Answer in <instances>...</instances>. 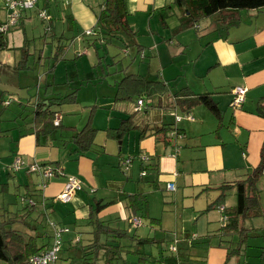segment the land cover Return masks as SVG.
I'll list each match as a JSON object with an SVG mask.
<instances>
[{
  "label": "crops",
  "instance_id": "obj_1",
  "mask_svg": "<svg viewBox=\"0 0 264 264\" xmlns=\"http://www.w3.org/2000/svg\"><path fill=\"white\" fill-rule=\"evenodd\" d=\"M104 2L39 0L34 14L38 18L42 10L50 14L49 19L39 18L42 27L33 24L35 17L28 9L21 11L17 23L4 32L7 48L0 50V112L13 104V98L6 99L13 92L8 89L18 92L20 99L14 102L22 110L27 109L25 100L32 99L28 104L35 100L34 105L41 100L48 105L52 98L71 94L57 96L59 93L54 92L55 67L59 59H64L70 45L69 49L75 45L80 47L81 55L91 56L92 50H96L100 58L98 48L121 41L123 50L131 53L134 59L141 56L145 60L144 49L148 46L153 53L151 57L158 60L155 66L151 62L155 67L151 77L123 70L126 71L116 85L113 102L110 100L103 105L113 103L110 108L119 111L115 114L117 117L112 116L113 113L109 116L104 149L101 146L103 140L97 142L99 132L93 126L94 120L97 121V103L89 105V116L82 123L94 133L92 141L86 142L88 145L82 151L75 136L83 127H79L75 117L66 118L69 114L74 115L76 109L68 108L70 113L65 115L62 111L65 104L59 108L53 106L58 110L54 124L62 122L60 135L59 129H55L48 135L38 136L32 129L33 119L22 118L26 120L25 127L30 135L13 139L16 150L11 153L4 152L1 156L0 152V163L8 162L0 166V191L5 189V182L7 189L12 191L9 182L12 179L18 185H14L12 192L24 194L30 190L33 200L23 197L21 200L34 208L28 209V216L24 215L25 210L10 214L18 217L10 223H5L1 216L3 233L12 232L13 235L18 232L10 239L11 251L16 250L23 256L43 248L45 251L51 247L59 230L62 232V249L53 264L65 259L71 260L68 264H258L260 250L241 248L233 250L230 256L228 246L220 244L222 217L227 208L236 206L237 195L235 204L229 201L227 205V195L220 203L216 204V201L222 186L245 181L261 160L264 145V8L241 10L239 20L226 32L213 25L212 20L217 16L190 24L187 7L179 5L177 0H125L130 33L118 32L112 41H99L96 40L98 14L104 8ZM9 13L5 0H0V25L8 21ZM51 20L52 30L48 25ZM87 30H92V34H87ZM38 36L43 38V48L36 54L27 47ZM158 36L165 42L159 44ZM174 48L177 52L172 51ZM27 53L30 54L29 69L16 72V65ZM179 54L180 57H176ZM31 60L36 65L30 66ZM50 60L56 62L55 67ZM42 67L45 71H41ZM150 70L151 66H148L147 72ZM106 71L103 70V77L111 74ZM135 74L160 91L156 92L153 101L146 100L139 109H136L138 89L135 85L129 88V95L117 97L122 80ZM49 85L52 87L48 88ZM235 87L246 88L238 108L231 105ZM21 92L28 97H22ZM73 92H76V98L70 103L78 102L77 91ZM159 96H162L163 108L158 106ZM204 99L215 103L217 111L202 102ZM146 104L154 106L145 108ZM151 110L152 115L149 114ZM8 130L10 128L0 119L2 136ZM11 135L15 137L14 133ZM58 138L65 140L60 142ZM126 139L129 142L125 146ZM18 162L23 165L16 169L14 165ZM35 165L54 168L58 173L55 171L53 176L45 179L42 171L32 169ZM3 173L7 175V181ZM71 176L82 181V189L75 193L71 202L56 200ZM170 184L175 186L174 190L169 188ZM25 185L29 189L26 190ZM256 188L260 191L256 195L264 210L261 197L264 166ZM230 191L235 192L232 189L227 193ZM18 206L9 205V208L19 211ZM0 214L4 211L0 210ZM134 218L140 219V223L134 224ZM252 220L246 221L247 227L251 226ZM21 221L25 222L23 227L13 226ZM254 235L261 237L258 233ZM97 239L101 246L98 260L93 259L91 253L86 262L84 255L95 251L91 245ZM143 242H146L145 247ZM206 242L212 243L207 250L201 245ZM173 244L177 251L171 250ZM232 245L235 249L236 243ZM63 250L69 251L66 258L61 257ZM250 252L256 258L249 257ZM71 253L76 254L74 258ZM197 257H202L203 262L197 261Z\"/></svg>",
  "mask_w": 264,
  "mask_h": 264
},
{
  "label": "trees",
  "instance_id": "obj_2",
  "mask_svg": "<svg viewBox=\"0 0 264 264\" xmlns=\"http://www.w3.org/2000/svg\"><path fill=\"white\" fill-rule=\"evenodd\" d=\"M179 5L186 6V11L188 12V19L190 24H196L204 18L217 16V18H213L212 23L213 25L217 26L219 30H226L230 29V26L236 24V21L239 20V12L241 10H253V9H260L264 8V0H177ZM49 27L52 30V20L49 21ZM131 31L130 24L127 21V14L125 11V0H105L104 8L98 14V30L96 31L97 38L96 40H109L112 41L116 38V34L118 32H129ZM130 33V32H129ZM118 38V37H117ZM119 39V38H118ZM7 48V37L6 33L0 32V50ZM30 56L29 53L25 54V57L16 65L15 71H22L28 70L29 66L27 64L28 57ZM57 59V58H56ZM39 62V60H37ZM151 82L146 81L145 78L141 77L138 74L126 76L119 88L117 97H122L123 95H129L130 87L135 85L138 89V96L136 98V102L139 99L144 100H151L154 98L156 92H160L159 88L155 85L151 86ZM52 86H48L50 88ZM132 88V87H131ZM149 88H151L149 90ZM160 97V108L162 106V96ZM76 98V92H72L64 97H55L49 100V104L45 105L43 101L39 100L36 105H34L33 113V126L32 129L34 133L39 135H48L55 129L62 128V122H58V125L54 124L56 115L58 114V110L53 107L56 106L57 108L60 107L62 104L73 102ZM4 101H2L3 103ZM202 102L206 103L210 107L211 110L214 112L217 111V105L213 103L211 100L204 99ZM144 105V104H143ZM152 107L154 106L151 105ZM147 104L145 108L151 107ZM25 110V109H24ZM137 113V112H136ZM27 117L24 116V118ZM10 121V120H8ZM93 129H87V127H83V129L79 132L76 137V143L78 144V148L82 151V148H86V142H90L93 139ZM264 166V145L262 147V155L261 160L258 167L252 172V174L248 175V178L245 181H237L235 184L232 185H224L221 187L222 193L220 194L217 203L227 195L228 190L234 189L237 195V204L233 208H227L225 215H227V220L223 222V226L219 229L220 234H222L220 238V244L225 243L226 241H230L231 245L226 247L228 249V254L231 256L233 250L244 249L246 250L248 246V241L254 233L260 234L264 241V226L259 228H250L246 226V221L249 219H255L261 217L263 215L264 210L262 209L259 198L257 197L256 193L259 194V190L256 188V183L263 172ZM11 173V172H10ZM7 183H4L5 189L3 191H8ZM26 190L28 188L25 185ZM29 189V188H28ZM27 192V191H26ZM20 194L15 192V199L16 203H6L0 200V210L4 211V214H0V218L3 215L6 216L8 213L15 214L9 208V205H18L22 204L21 198L32 199V193L28 190L27 193ZM18 200V201H17ZM33 200V199H32ZM143 200V198H142ZM2 202V204H1ZM142 202V201H141ZM24 209L26 211V216H28L29 208H34L28 203H23ZM7 206V207H6ZM221 208V205L219 206ZM101 208V207H99ZM225 210V208H224ZM223 210V211H224ZM98 211V210H96ZM225 212V211H224ZM18 217H11L8 220L4 219L5 223H10L13 219H17ZM100 225V224H99ZM98 225V227H99ZM97 228V227H96ZM15 232V230H12ZM12 232H2L0 228V259H3L8 262V264H32L30 262L31 256L35 255L37 252L42 251L37 250L27 256H23L20 253H17L16 250L11 251L9 243L11 242V237L17 235V231L11 235ZM255 236V235H254ZM18 237V236H17ZM97 238V237H96ZM234 238H238L237 241H234ZM236 243V248H232V244ZM142 244L145 247V243ZM195 243V242H194ZM192 244L194 246L195 244ZM27 245V243H26ZM99 245L98 239L93 243L92 247H95V251H88L84 255V259L86 262L88 261L87 256L91 253L94 255L93 259L98 260L97 254L100 251L101 246ZM261 252L259 255L260 261L258 264H264V245L260 247ZM62 249V248H61ZM60 249V250H61ZM96 255H95V254ZM197 261L203 262L202 257H197ZM48 264H53L52 262Z\"/></svg>",
  "mask_w": 264,
  "mask_h": 264
},
{
  "label": "rangeland",
  "instance_id": "obj_3",
  "mask_svg": "<svg viewBox=\"0 0 264 264\" xmlns=\"http://www.w3.org/2000/svg\"><path fill=\"white\" fill-rule=\"evenodd\" d=\"M35 10H36V7L30 9L29 11L30 13L34 14ZM34 17L35 19H34L33 24L36 27H39V28L42 27V23L39 19L41 17L38 18L37 14H34ZM161 35L162 37H165L164 33H161ZM28 36L31 38V33H29ZM147 36L149 37V34ZM140 38H143V36H140ZM42 42H43V38H41V36H38L37 38L34 39V42L33 41L29 42L31 43V46L29 44V46L27 47V50H29L30 52H33L35 50L36 54L40 53V51L43 48V46L41 45ZM159 42H160L159 44H162L165 42V40H162L159 37ZM34 43H35L36 49L34 48ZM70 46L68 47V49L70 48ZM123 48H124V44L121 41H116V44L114 45H112V43L105 44L103 48L97 49L99 50V56H101L100 58H98L96 50H92L91 56L81 55V48L75 45L73 48L69 50L67 49L66 54L63 55L64 59H59L58 60L59 62H57V65L55 64L56 63L55 61L51 62L50 60V62L52 63L51 64L52 67H55L56 65L55 72H54L55 74L54 92L59 93L57 96L68 94L75 90L77 91L78 102L65 104L62 107V111L65 112V115L67 113H70V111H67L68 108L76 109V112L74 113V115L69 114V116H67L66 118H70L72 116L75 117L74 120L76 121L77 124L80 125L79 127L82 128L83 127L82 123L86 121V119L89 116V112L91 109L89 105H94L96 103L99 105L98 112H97V121L94 120L93 126L97 127L98 132H99L97 142L103 140L102 145H101L103 149L105 146L104 144L107 141L105 127L108 125L109 116L111 113H113L112 116H115L116 112H119L118 110L116 111L115 108H110L113 105V103L109 106H103V105L108 103L110 100L111 102H113V97L115 94L117 83L124 76L126 70H128L129 72H134V73H139L141 75H145V77H148V75L149 77H151L150 75L153 74V72L155 71L154 66L158 64V60H156L154 57H151L153 53L151 52V48L150 47L148 48V46H146V48L144 49L147 55V58L145 60L144 58L142 59L141 56L136 57V59H134L131 53L127 54V52H125ZM11 51L12 50H10V52ZM13 51H16V49H14ZM172 51L177 52L176 48H174V50ZM176 57H180V54L177 55ZM151 62L154 64V66L151 64ZM29 63H30V66L36 65L33 60H31ZM148 66H151V70L149 72H147ZM40 68L41 67H39L37 71L40 70ZM124 69L126 70L123 72ZM103 70H107L105 73H111V74L107 75L106 77H103L104 76ZM41 71H45V68L42 67ZM29 83L30 85H33V82H31V80L29 81ZM8 90H10L11 92L13 91V92H12V95L10 94L6 97L7 100H9L10 98H13L14 101L16 99L17 100L20 99L18 97V92L12 89H8ZM21 95H23L22 97H28V96H25L26 94L22 92H21ZM98 98L100 99L98 100ZM30 100L32 101V99ZM30 100L24 101V104H26L25 108H27L26 110H22L21 107L18 106V103L14 101H12L13 104L11 106H8V107L6 106L7 108L5 111H2L1 109L0 119L3 120V124L6 127L10 128V130L6 131L7 134L5 136H2L1 134L2 132H0L1 156L4 155L3 154L4 152L9 153L10 151L16 150V146L13 143V139H17L19 135H30V132L27 130L28 127L27 129L25 127L27 125L26 120H32L33 118L32 111L34 109L35 100L33 101V104H28L29 102H31ZM152 113L153 112L151 110L149 114L152 115ZM26 115H27L26 120L22 119ZM61 131L62 129H59V132H58L59 135ZM11 133H14L15 137L12 136ZM58 139L60 142H63L65 140V138H58ZM128 142L129 140L126 139L124 145L126 146ZM115 145L117 147V143H115ZM98 150L99 149H97L96 147V151ZM10 156L6 159H9ZM111 157L113 158L114 156H111ZM7 163L8 162H5L3 164L0 163V166H3ZM1 169L3 171L2 167ZM6 176L7 175L3 173V178L5 179V181L8 180ZM0 181H1V176H0ZM9 182H11V187L13 189L12 191H15L14 187L18 185H15L12 182V179ZM12 191H9V190L3 191V192L0 191V200L1 201L4 200L6 201V203H16L15 202L16 196H15V193H13ZM262 192H264V189L262 190ZM261 197L264 200V193H262ZM225 201L227 202V205H229L228 204L229 201H232V204H235L236 203V193L233 191H230L229 193H227ZM18 207H19V211L17 210L16 211L11 210V211L14 213H19L20 211L24 209V204L23 203L19 204ZM11 217H15V215H9L7 213L6 216H4V219L8 220ZM249 224L256 228L263 227L264 217H258L257 219H254L251 222H249ZM24 225H25L24 221L15 222L13 224L15 228H18V226L23 227ZM145 225L149 226V224L147 223H145ZM257 236L258 235H255L254 237H251L249 239L250 247H248V249L253 250V251H256V250L261 251V248H258V247L262 246L264 241L262 237H257ZM230 243H231L230 241H226L225 246H229ZM210 244L212 243L210 242H206V244L201 243V245L206 250L209 249ZM195 248L199 250L198 247H195ZM68 253L69 251L63 250L60 254L62 258H66V255ZM75 255H76L75 253H71L70 256L71 258H74ZM249 257L256 258L255 255L252 254V252L249 253ZM59 258H60V255H59ZM77 258L81 260L80 257H77ZM246 259L247 261L251 260L250 258H246ZM70 262L71 260L65 259L64 261H60L59 264H68ZM0 264H7V263L5 260L0 259ZM253 264H257V262Z\"/></svg>",
  "mask_w": 264,
  "mask_h": 264
},
{
  "label": "built area",
  "instance_id": "obj_4",
  "mask_svg": "<svg viewBox=\"0 0 264 264\" xmlns=\"http://www.w3.org/2000/svg\"><path fill=\"white\" fill-rule=\"evenodd\" d=\"M39 0H5V5L7 9L10 10L8 21L4 24L0 25V32H7L9 27L11 25H15L18 21V18L20 16L21 11L32 9L37 6ZM39 16L43 19H49L50 14L46 10L40 11ZM87 34H92V30H87ZM234 99L232 100L231 105L234 108H238L241 106L244 97L246 95V88L244 87H235L233 89ZM144 104V101L142 99L138 100V106L136 109H139ZM56 124H58V121H56ZM21 165H23V162H18L14 165L16 169L20 168ZM126 165V163H125ZM32 167V166H31ZM33 170L42 171L43 177L49 178L54 175L55 169L51 167H42L41 165H35L32 168ZM31 170V169H30ZM58 173V171H56ZM169 188L175 189V186L173 184L169 185ZM82 189V181L78 177H69L64 190L61 192V194L58 195L56 200L68 203L71 202L74 198V195L77 191ZM31 201V200H30ZM222 211L224 210V207L221 206L220 208ZM227 220V216L223 215L222 221L225 222ZM134 224H139L140 219L134 218L133 219ZM68 229H61V231H66ZM62 232H57L54 241L52 242L51 247L46 250L45 252L35 255L31 257L30 262L32 264H48L50 262H54L57 259V255L60 252L61 245H62ZM172 251H177L176 244H173L171 246Z\"/></svg>",
  "mask_w": 264,
  "mask_h": 264
},
{
  "label": "clouds",
  "instance_id": "obj_5",
  "mask_svg": "<svg viewBox=\"0 0 264 264\" xmlns=\"http://www.w3.org/2000/svg\"><path fill=\"white\" fill-rule=\"evenodd\" d=\"M44 167H48V166H44ZM48 250V249H47ZM46 251V250H45ZM45 251H42V252H40V253H38V254H35V255H39V254H41V253H43V252H45ZM35 255H33V256H35ZM33 256H31V257H33Z\"/></svg>",
  "mask_w": 264,
  "mask_h": 264
}]
</instances>
